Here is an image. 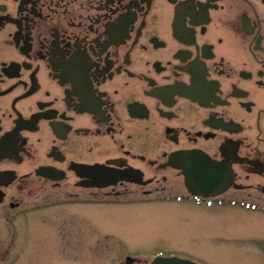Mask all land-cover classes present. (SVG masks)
Instances as JSON below:
<instances>
[{"label": "flooded vegetation", "instance_id": "obj_1", "mask_svg": "<svg viewBox=\"0 0 264 264\" xmlns=\"http://www.w3.org/2000/svg\"><path fill=\"white\" fill-rule=\"evenodd\" d=\"M36 196L61 263L264 264V0H0V220ZM168 203L166 245L96 224Z\"/></svg>", "mask_w": 264, "mask_h": 264}, {"label": "rangeland", "instance_id": "obj_2", "mask_svg": "<svg viewBox=\"0 0 264 264\" xmlns=\"http://www.w3.org/2000/svg\"><path fill=\"white\" fill-rule=\"evenodd\" d=\"M84 207L81 209H85ZM21 209L27 212L12 218L11 222L0 220V264H68L61 263L60 259L77 255L79 251L73 246L75 223L72 216V212L79 210L77 205H62L36 196L24 199ZM173 209L179 208L171 207V203L154 204L152 207L143 205L138 209L143 214L139 212L134 215L128 212L121 220L113 217L102 222L101 217L96 216V224L100 223L111 229L119 226L125 230L137 228L143 232L139 241H144L147 246L159 247L171 241ZM148 233L149 236L145 239Z\"/></svg>", "mask_w": 264, "mask_h": 264}]
</instances>
